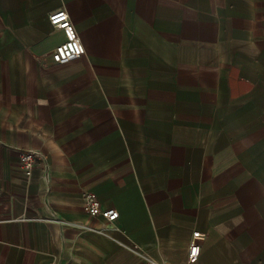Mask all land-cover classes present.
Masks as SVG:
<instances>
[{
	"label": "crops",
	"instance_id": "obj_1",
	"mask_svg": "<svg viewBox=\"0 0 264 264\" xmlns=\"http://www.w3.org/2000/svg\"><path fill=\"white\" fill-rule=\"evenodd\" d=\"M196 231L264 264V0H0V264H189Z\"/></svg>",
	"mask_w": 264,
	"mask_h": 264
},
{
	"label": "built area",
	"instance_id": "obj_2",
	"mask_svg": "<svg viewBox=\"0 0 264 264\" xmlns=\"http://www.w3.org/2000/svg\"><path fill=\"white\" fill-rule=\"evenodd\" d=\"M49 21L53 27L63 30L66 36L65 42L57 46L53 51V61L56 64L65 65L80 59L86 53V49L67 11L59 10L52 13L49 16ZM19 161L26 175H30L38 161V156L31 151H20ZM83 196L85 200L84 210L91 217H100L107 222H112L119 218V212L115 209L102 210L98 197L94 193H84ZM203 239L204 235L202 233L199 231L194 232L189 243V264L198 263L202 251L201 241ZM140 256L144 264H163L147 254H141Z\"/></svg>",
	"mask_w": 264,
	"mask_h": 264
}]
</instances>
